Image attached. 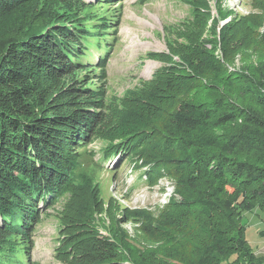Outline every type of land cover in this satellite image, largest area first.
Wrapping results in <instances>:
<instances>
[{
	"label": "trees",
	"instance_id": "obj_1",
	"mask_svg": "<svg viewBox=\"0 0 264 264\" xmlns=\"http://www.w3.org/2000/svg\"><path fill=\"white\" fill-rule=\"evenodd\" d=\"M34 1L0 0V264H20L41 214L64 193L56 257L66 264H263L246 240L242 214L264 213V31H257L264 0H251L259 13L221 27L225 50L232 41L231 49L251 50L243 53L246 65L229 72L214 55L216 45L204 47L199 29L210 5L192 0L195 29L170 49L178 60L156 53L166 65L155 85L112 109L100 105L87 75L75 77L94 67L90 58L85 65L80 60L89 47L101 46L93 42L99 31L66 26L60 22L68 13H59V21L46 19L56 24L30 33L27 5ZM44 1L66 12L94 6ZM216 6L218 19L229 14ZM95 137L106 142L103 161L139 151L174 180L180 198L157 218L125 211L126 220L141 223L142 242L99 235L93 189L74 182L82 169L77 148ZM147 174L154 182V171Z\"/></svg>",
	"mask_w": 264,
	"mask_h": 264
},
{
	"label": "rangeland",
	"instance_id": "obj_2",
	"mask_svg": "<svg viewBox=\"0 0 264 264\" xmlns=\"http://www.w3.org/2000/svg\"><path fill=\"white\" fill-rule=\"evenodd\" d=\"M85 1L93 2L94 6L83 10L73 9L69 13L58 3L36 0L27 5L31 14L27 18L28 29L30 33H34L50 28L56 22H47L46 19L59 21L62 17L58 19L54 14L65 16L68 13L69 18L65 17L66 20L60 23L66 26L83 24L86 28L93 29L94 34L99 31L95 37L90 38L94 37L93 42L101 46L89 47L87 58L80 60L85 65L86 59L90 58L88 63L94 67L78 70L75 77L82 79L88 76V87L96 93L100 105L105 108L121 107L122 101L131 98V93L147 90L149 85H155V73L166 65L165 59L158 58L156 53H166L171 57L173 49L178 46L176 43L184 42V33L188 34L194 28L196 11L192 0ZM207 1L210 5V18L206 26L199 29L202 31L200 42L209 50L212 45H216L213 48L214 55L229 72L239 70L246 65L242 60L243 53H251V50L231 49L233 41L225 50L220 42L221 27L234 17L259 12L253 6L250 7L251 0ZM217 3L223 11H230L225 18L218 19ZM213 17L219 20L215 28L212 24ZM261 20V26L257 28L260 34L264 31V13ZM224 51L231 54L229 60ZM100 58L103 61L98 64ZM172 58L178 60L174 55ZM140 99L134 101L144 102ZM105 146L106 142L95 137L77 148L82 169L75 176L74 182L79 186L90 183L93 189L100 208L93 214V223L99 235L112 239L114 233L121 241L142 242L143 235L139 232L141 223L130 218L126 220L125 211H145L146 216L157 218L160 210L180 198L174 190V180L164 169H153L139 151L123 154L120 160L112 156L103 161ZM153 171L156 179L149 183L147 173ZM67 200L68 193H64L59 201L43 211L35 230L29 236L31 242L19 254L20 264L67 263L56 257L63 229L61 213L66 209ZM242 222L247 242L264 264V213L257 208L244 211Z\"/></svg>",
	"mask_w": 264,
	"mask_h": 264
}]
</instances>
